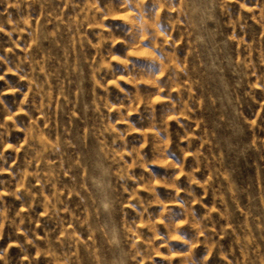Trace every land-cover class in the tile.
I'll use <instances>...</instances> for the list:
<instances>
[{"label": "rangeland", "instance_id": "rangeland-1", "mask_svg": "<svg viewBox=\"0 0 264 264\" xmlns=\"http://www.w3.org/2000/svg\"><path fill=\"white\" fill-rule=\"evenodd\" d=\"M0 264H264V0H0Z\"/></svg>", "mask_w": 264, "mask_h": 264}]
</instances>
